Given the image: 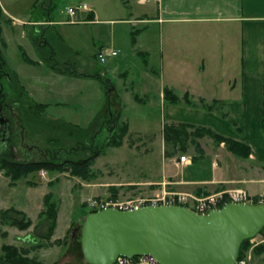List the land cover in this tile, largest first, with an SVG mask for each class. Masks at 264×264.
I'll list each match as a JSON object with an SVG mask.
<instances>
[{"label":"rangeland","instance_id":"rangeland-1","mask_svg":"<svg viewBox=\"0 0 264 264\" xmlns=\"http://www.w3.org/2000/svg\"><path fill=\"white\" fill-rule=\"evenodd\" d=\"M0 1L11 14L23 19L46 18L48 15L52 21H68L66 8L82 3L96 10L94 22L82 21L85 18L80 13L82 11H79L81 15L75 16L72 23H53L41 29L48 41L42 54L49 56L53 53L54 56L48 61L61 68L70 67L81 75L54 74L46 63L39 61L31 39L37 38V34L31 30L28 36L25 32L26 37L20 38L23 32H14L9 25L14 19H5L2 16V37L6 44L4 58L11 70L20 73L19 81L29 96L36 102L48 104L44 112L46 118L86 127L98 113L106 118L109 113L110 122L104 125L105 128L123 123L128 126L121 139L122 143L104 149L102 155L95 159L90 167V179L71 174L69 170L47 169L33 171L14 179L3 162L41 160L50 151L56 152L63 147L74 148L77 144L71 138L64 137L65 144L57 149L46 143L45 133L48 131L37 133L40 131L38 125L33 130L27 128L17 109L10 114L6 108L0 106V256L4 254L2 247L10 246L16 249L20 257L31 260L33 264H84L79 230L73 236L71 233L75 226L79 229L85 216L92 212L88 206L89 199L134 200L161 196L163 192L207 197L233 189L245 190L253 197L251 203H259V200L264 199L263 165L249 156L235 154L225 142H218L210 135H191V128L187 129L189 134L183 141L167 147L162 139L165 117L158 98L142 97L149 102L147 104H144L141 97V101L134 99V94L141 91L139 79L130 81L133 76L122 80L120 75L112 76L108 71L109 67L113 70L112 65L117 61L123 62L125 57H129L126 65L129 66L131 76L134 73L136 75L137 69L141 67V57L133 50L135 41L132 42V25L125 19H130L129 12L133 13L132 18L139 15L144 5L135 0H129L128 4L124 0H39L33 7L34 0ZM79 20L82 22H78ZM16 23L21 27L23 22ZM204 36L205 41H215V38L212 39L213 34ZM225 42L228 43L229 50L223 48L221 52L214 50L212 53L222 55L225 50L228 59H234L238 90L241 47L239 33L229 36ZM19 44L25 47L32 59L39 62L32 66L26 64L21 59L19 48L22 47ZM99 48L116 50L117 54L101 63L97 57L101 50ZM206 51L210 50L205 49ZM218 58L220 60L219 56ZM126 65L120 66V69L128 67ZM218 66L222 68L219 75L225 76L223 70L227 66ZM106 76L111 79L107 80ZM1 81L3 92H10L14 88L5 79ZM217 84L219 94H224L227 82L221 81ZM95 129H91V134ZM103 134L104 131L98 134L99 143L104 140ZM51 135L52 133L49 136ZM86 146L87 149L84 150V146L80 145L81 151L71 155L62 150V154L55 159L66 160L79 154H87L90 147L95 150L91 144ZM182 155L190 162L179 164L177 160ZM48 193L52 194L49 199L51 215L44 201ZM15 211L23 213L24 218L31 221V225L25 229L11 225L10 218L21 217ZM3 212L6 213L5 217L2 216ZM52 219L55 222L53 234L48 239L42 238ZM258 235L264 237L262 232ZM256 243V236L248 241L242 258L250 255L251 247ZM262 243L264 240L257 244ZM247 264H251V261L247 260Z\"/></svg>","mask_w":264,"mask_h":264},{"label":"crops","instance_id":"crops-1","mask_svg":"<svg viewBox=\"0 0 264 264\" xmlns=\"http://www.w3.org/2000/svg\"><path fill=\"white\" fill-rule=\"evenodd\" d=\"M124 1L126 4L129 3V0ZM139 4L144 5L139 15L132 18L133 13L129 12L130 19L125 20L132 25V42L135 41L133 50L135 49L136 55L141 57V67L137 69L136 75L134 73L131 76L129 66L126 65L129 57H125L123 62L117 61L112 65L113 70L109 67L108 71L112 76L120 75L119 78L122 80L133 76L130 81L138 78L140 96L134 95L138 96L139 100L140 97L149 96L158 98V104L163 108L164 123H187L209 128L220 136L242 142L250 149L249 157L264 166V0H150ZM0 6L5 19H14L9 24L14 32H23L20 38L26 37L27 27L39 33L42 27L53 23H72L52 21L48 15L46 18L38 19L17 18L2 5L1 1ZM88 8L87 11L79 10L85 18L82 21L94 22L97 12L89 6ZM90 13L93 15L92 20L87 19ZM79 15L81 14H76ZM16 21L23 22L21 27ZM1 27L3 33L2 23ZM235 33H239L241 42L238 90L234 75V67L236 70L234 59L229 60L225 50L222 55L212 53L214 50L221 52L223 48L229 50L225 39ZM205 34H213L212 39L215 38L216 42L205 41ZM222 38L224 40H221ZM19 46L28 55L25 47L21 44ZM205 49L210 51L205 52ZM28 57L34 62L33 64L25 62L29 66L40 61H35L29 55ZM218 64L227 66L223 70L225 76L219 75L222 68ZM125 65L128 67L124 69ZM120 66L124 67L120 69ZM67 70L69 74L56 72L54 74L81 75L70 67ZM14 72L20 80V73L15 70ZM221 81L227 82L224 94L218 92L217 82ZM165 87L172 89L180 99L188 93L192 101H197L195 103L199 104V99H202L204 103L212 104L213 108L207 110L200 105L191 107L182 100L178 104H167L163 101ZM142 101L144 104L149 103L144 99ZM262 240L264 237L256 236L257 243ZM249 254L251 264H264V253L254 254L250 251Z\"/></svg>","mask_w":264,"mask_h":264},{"label":"water","instance_id":"water-1","mask_svg":"<svg viewBox=\"0 0 264 264\" xmlns=\"http://www.w3.org/2000/svg\"><path fill=\"white\" fill-rule=\"evenodd\" d=\"M79 230L87 264L151 256L160 264H234L241 244L264 233V203L228 202L204 214L178 205L89 212Z\"/></svg>","mask_w":264,"mask_h":264},{"label":"trees","instance_id":"trees-1","mask_svg":"<svg viewBox=\"0 0 264 264\" xmlns=\"http://www.w3.org/2000/svg\"><path fill=\"white\" fill-rule=\"evenodd\" d=\"M37 1H35V5L37 4ZM52 7V4H51ZM50 7V8H51ZM3 16V10L0 6V106L3 108H6L7 111L12 114L15 113V109L19 111V113L22 115L23 120L26 122L27 128H31L33 130L34 126L39 127L40 131L37 133H45V141L48 144H51L55 148H59L60 145L65 144V141L63 140L64 137L71 138L70 140H73L77 145L73 148H60L56 152H49L46 153L45 159L41 160H28V161H22V162H14V161H7L3 162V165L8 169V171L11 173V176L14 179H17L19 177L25 176L26 174L37 171L40 169H47L50 171H66L69 170L71 174L77 175L83 179H90L92 177V172L90 170L91 165L95 161V159L102 155L104 152V149L108 147H116L119 146L122 141L123 135L126 133L128 126L126 123L115 125L114 127L108 126L107 128L104 127L107 122H110L109 113H107V118L102 115V113H98L95 116V119L92 120L93 122L86 127H80L76 124H71L69 122H66L64 120L60 119H49L44 116V112L48 107L47 103H40L34 101L23 85L20 83L19 78L17 74L11 70L4 58V49H6L5 41L2 37V27H1V18ZM93 15L90 13L87 15L88 20H92ZM45 21V20H43ZM31 29L27 27L26 34H30ZM33 33H35L32 30ZM43 32L40 30L37 34V38H31L32 43L35 44V49L39 55L40 61L43 63H46L51 70H53L56 73L59 74H69L68 67L61 68L57 64L50 63L48 60H52V55L45 56L42 54V51L44 47L48 45L47 38L42 34ZM44 39V40H43ZM21 59L29 64H33L34 62L26 55L25 51L22 50V48H19ZM73 73V72H71ZM2 79H5L7 83H12L14 88L10 90V92H3V85H2ZM134 99L139 100L138 96L134 95ZM182 102L188 106L191 107H197L198 105L202 106L203 108L207 110H212L213 105L212 104H206L202 99H199V104L195 103L189 98L188 93H185L180 99L172 89L165 87L163 89V101L167 104H178ZM263 120H264V98H263ZM95 127V132L91 134V129ZM193 129V131L190 133L191 135H203L207 134L213 137L218 142H225V144L228 146L229 149H231L235 154L247 157L250 154L249 147L239 141L232 140L230 138H225L223 136H220L216 133H214L209 128L204 127H196L191 124L187 123H164L162 125V138L165 145L168 147L170 145H175L177 143H180L188 136V130L187 129ZM104 131L103 134V142L99 143L98 134ZM52 133L51 136H49ZM90 133V134H89ZM44 135V134H42ZM95 139V140H94ZM82 142V143H81ZM87 142V143H86ZM74 143V144H75ZM88 144H91L95 147L91 149L87 154H79L75 158H68L66 160H59L55 159V157L60 156L62 154V150H65V152H68L70 155L75 154V152L81 151L80 145H83L84 147L82 149H87ZM172 153V152H170ZM77 154V153H76ZM169 154V153H168ZM52 197L51 193H48L45 195V204L48 207V211L51 215V204H49ZM94 211V210H92ZM16 214H21L20 218L12 217L10 218L11 225L15 226L18 229H25L28 226L31 225V221L29 219L24 218L23 213H19L18 211ZM46 214L47 212L44 211ZM6 213L3 212L2 216L5 217ZM49 215V214H48ZM47 215V216H48ZM7 217V216H6ZM54 217V216H53ZM9 219V217H8ZM55 227V222L52 219L48 226L46 232L42 235V238H50L53 234V230ZM262 235L264 233L262 232ZM80 236V235H79ZM249 239L244 240L241 244L238 259L242 258L243 253L246 251V246L248 244ZM246 248V249H244ZM252 251L254 253H264V243L262 244H256L251 247ZM2 250L4 251V254L0 256V264H33L31 260H28L26 258H22L17 254V251L14 247L10 246H3ZM84 264H87L84 261Z\"/></svg>","mask_w":264,"mask_h":264},{"label":"built area","instance_id":"built-area-1","mask_svg":"<svg viewBox=\"0 0 264 264\" xmlns=\"http://www.w3.org/2000/svg\"><path fill=\"white\" fill-rule=\"evenodd\" d=\"M139 3H145L150 0H137ZM89 8L87 4L82 3L78 6L67 7L66 13L69 16V20L74 22L75 16L79 10L87 11ZM116 50H105L101 49L97 53L99 62L104 63L107 58L115 56ZM179 164L189 163V159L182 155L177 160ZM252 196L243 189H233L223 194H213L207 197H196L190 194L179 193V192H163L161 196L151 198H137L127 200H112V199H89L88 206L92 210H102L108 207H113L119 210H134L139 209L143 206H155V205H178L184 206L196 213L204 214L211 209L219 208L228 202L238 203H251ZM264 202V199L259 200ZM257 244V243H256ZM247 260H250V255L244 258L238 259L234 264H247ZM112 264H160L151 256H135V257H124L119 256Z\"/></svg>","mask_w":264,"mask_h":264}]
</instances>
